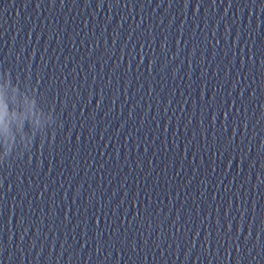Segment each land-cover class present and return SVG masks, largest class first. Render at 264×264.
<instances>
[{"label": "clouds", "instance_id": "1", "mask_svg": "<svg viewBox=\"0 0 264 264\" xmlns=\"http://www.w3.org/2000/svg\"><path fill=\"white\" fill-rule=\"evenodd\" d=\"M5 71H6V70H5ZM9 75L12 76L11 73H9ZM32 87H33V86H32ZM33 88L35 89V95H36L37 97H39L38 92H37V89H36L35 87H33ZM35 102H36L35 100L32 101V104H35ZM48 111L51 112L52 115L56 118V116L54 115V113H53V111H52L51 109H48ZM7 117H8V107H7V102H6V100H5V97H4L3 92L0 91V134H4V135H6V136H10L11 133H10V130H9V121H8ZM38 122H39V121H37V123H38ZM54 125L58 126V125H57V118L55 119V124H54ZM46 134H48V131H47ZM44 138H45V137H44ZM44 138H43L42 140H41V138H40L41 143H43ZM34 140H35V139H34ZM34 140H33V141H34ZM33 141L31 142L30 148H28V150H30V149L32 148V146H33ZM4 151H5V155H6L8 158H7V159H0V165L8 164L9 166H10V160L22 156V155L24 154V152H25V151H24V152H23L22 154H20V155L14 154V153L12 152V145H11V144H7L6 147H5V149H4Z\"/></svg>", "mask_w": 264, "mask_h": 264}]
</instances>
